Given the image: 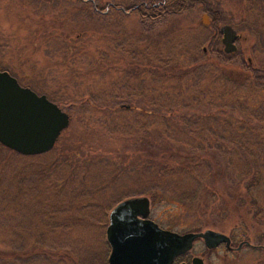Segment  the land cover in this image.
<instances>
[{
	"label": "rangeland",
	"instance_id": "374dc122",
	"mask_svg": "<svg viewBox=\"0 0 264 264\" xmlns=\"http://www.w3.org/2000/svg\"><path fill=\"white\" fill-rule=\"evenodd\" d=\"M113 1L123 7L152 0ZM105 3L0 0V70L22 86L44 94L69 117L54 147L46 153L22 156L0 147V264H107L104 228L108 212L119 200L138 195L148 198L149 218L162 228L179 233L212 229L229 236L232 247L240 240L264 247V186L251 196L237 181L236 167L244 159L237 147L238 158L229 159L232 136L221 118L210 124L220 125L225 131L222 135L203 130L202 122L194 123L190 131L174 120L179 133L174 141L161 144L169 148L189 143L199 147L197 151L210 147L200 153L210 164L202 184L217 192L228 210L188 213L165 204L158 194L151 197L147 190L184 189L192 183L189 178L153 185L154 179L149 177L159 171L151 166L143 168L141 161H162L158 160L162 156L155 152L150 154L154 158L147 157L144 151L132 149L129 134H119L115 126L112 129L116 132L106 129L84 99L70 101L73 96L88 95L102 100V95H112L118 86L129 91L133 85L142 90L154 86L149 92L166 95L155 85H189L191 73L185 70L191 65L198 67L200 84L204 83L203 90L211 94L223 84L206 73L205 63H209L233 81L222 86L232 91L226 93L225 100L221 104L211 100V104L231 108L235 117L240 106L231 103L235 100L232 95L242 93L239 82L255 75L257 87L264 88V0L259 6L247 5L246 0H189L180 13L163 14L153 21L126 10L106 14ZM203 13L209 20L207 25L200 21ZM210 14L216 15L215 27ZM224 24L236 30L238 38L235 51L223 55L218 27ZM255 92L262 98V92ZM247 94L251 106L256 96ZM119 104L115 107L128 109L129 99ZM202 108L201 104L196 107L199 111ZM117 120L129 121V114H119ZM259 131L264 136V127ZM158 136V132L152 134L154 141L161 138ZM262 142L260 150L264 152ZM133 162L135 166L130 167ZM219 246L206 249L201 239H196L185 255L201 258L202 264H264V250L243 246L228 251Z\"/></svg>",
	"mask_w": 264,
	"mask_h": 264
},
{
	"label": "trees",
	"instance_id": "16d2710c",
	"mask_svg": "<svg viewBox=\"0 0 264 264\" xmlns=\"http://www.w3.org/2000/svg\"><path fill=\"white\" fill-rule=\"evenodd\" d=\"M188 1L189 0H152L148 3L140 2L134 5H125L121 7L118 1L106 0L103 10L106 14L108 11H116L120 14L121 10H126L137 13L143 19H152L153 21L163 14L180 13L186 9ZM246 1L249 3L247 5L258 4L259 6L261 4V0ZM100 9L102 10V8ZM210 15L212 16L210 23L212 27H215L214 25L217 20L216 15ZM205 65H207L205 69L206 73L208 72L212 78H217L218 81L223 84L220 86L221 89L211 94L203 90L204 86H206L204 83L203 85L200 84L202 78H199L200 74L197 76L198 67L191 65V67L185 70L191 73V78H188L189 85L185 83H181L180 85L165 84L157 88L155 85L156 90L158 88H160L159 90L163 89L164 92L167 93L166 95L161 92H149L150 88L154 86L149 87L147 90H142L138 86L133 85L129 88V91H125L126 89H124L123 86H118V90L112 93V95H102V100L88 95L85 98L73 96L70 101L75 100V102H80L84 99L83 103L90 104L91 107H94V111L99 115L97 120L106 129L116 132L112 129L115 126L116 128L118 127L120 131L119 134H129V145L133 147L132 149L144 151L143 155L147 157L154 158L150 154H155V152L162 156L161 158L163 159H158L162 161H153L149 158L144 159L150 161V163L142 164L141 161L143 168L144 166H151V168L155 167V169L159 171L149 177L150 179H154L153 185H161L168 179L171 180L184 177L189 178L191 180L190 182H192L187 188H178L174 191L152 188V190H147V193H149L151 197L158 194L159 199L165 204L174 206L178 209H184V211L188 213L196 209L201 211V214H206L207 211L210 210H215L214 213H225L228 208L221 205L222 200L218 199L217 192L207 187L208 185L202 184L201 180L204 178L205 173H209L210 164L207 158L203 157L200 153L202 150H207L210 147L200 148L198 152L197 148L199 147L194 144L183 143L178 144L180 145L179 147L175 146L169 148H164L161 144L166 140L174 141L172 139L179 133L176 132V125L174 124V126L172 123L174 120L183 124V127L188 128L190 131L194 129V123L202 122L204 124V126H201L203 130L211 134L222 135L225 131L221 130L220 125L215 126L214 124H210L211 122L220 121L218 119L221 118V120L226 123V128L230 131L229 134L232 136V143L228 145L227 150L229 159L238 158V151L235 150L236 147L239 149L244 159L240 162L238 161V167H236L237 177H239L237 181H241L245 192L253 196L255 189L264 186V152L260 150L262 149L261 144L263 143L264 136L259 131L260 128L263 129L264 127V88L263 86L257 87L259 82L255 75H251L250 78L239 82L240 85H238V87H241L242 93L240 96L236 94L232 95L235 97V100L231 104L239 105L240 113L238 112L235 117H232L233 112L231 108L225 109L223 106H215L211 104V100H218L219 104H221V100H225L228 95L226 93L230 94L232 92L226 91V88L222 86H229V82L233 81H229L220 75L221 73L218 69L213 67L212 64L205 63ZM256 90L262 92V98H257L255 94ZM250 92L256 96V98H253L251 106L246 100L249 95L247 93ZM125 99H129L128 109L115 107L117 105L120 106L119 103ZM138 102H142L143 105H137ZM198 104H201L203 107L201 111L196 109ZM122 113L129 114V121L125 120L121 122L117 120L119 114ZM115 120L120 123L117 124ZM192 125H194L193 129L191 128ZM234 128L236 131L232 132L231 129ZM157 132L160 134L158 137L161 138H159L160 140L158 139L159 141H154L152 134H157ZM207 145H209L208 142L206 143V146ZM0 147L6 149L1 145ZM6 150L12 154L18 155L9 149ZM134 154L139 156L138 153ZM198 158H200V160H198ZM174 159H178V161L175 162ZM138 161L140 162V159H138ZM152 161L156 162L158 166L152 164ZM170 161H172V163H170ZM134 166L135 162L130 165V167ZM201 198L205 200L202 203H200L202 200ZM241 199L242 195H240L239 201ZM250 201L252 204L253 200L251 199ZM256 204L254 205L255 207L257 206ZM231 236L232 238L234 237V235ZM2 255L3 254L0 252V259L3 258ZM178 258H176L175 261Z\"/></svg>",
	"mask_w": 264,
	"mask_h": 264
},
{
	"label": "water",
	"instance_id": "95a60500",
	"mask_svg": "<svg viewBox=\"0 0 264 264\" xmlns=\"http://www.w3.org/2000/svg\"><path fill=\"white\" fill-rule=\"evenodd\" d=\"M200 21L206 25L207 15L201 14ZM218 32L222 51H235L236 31L224 24ZM68 122L67 113L44 94L19 85L13 76L0 70V145L24 156L45 153ZM104 237L109 248L107 264H172L175 257L191 249L197 238L206 249L220 244L234 251L242 246L259 247L246 240L232 247L229 236L212 229L179 233L162 228L149 218V200L144 195L126 197L111 207ZM189 264H202V260L193 256Z\"/></svg>",
	"mask_w": 264,
	"mask_h": 264
},
{
	"label": "flooded vegetation",
	"instance_id": "af4514ba",
	"mask_svg": "<svg viewBox=\"0 0 264 264\" xmlns=\"http://www.w3.org/2000/svg\"><path fill=\"white\" fill-rule=\"evenodd\" d=\"M209 23V20H207V24ZM236 31V30H235ZM236 33H237V31H236ZM238 35V34H237ZM221 37V36H220ZM220 37H219V42H220ZM238 38V37H237ZM220 44H221V42H220ZM222 47V46H221ZM223 53V52H222ZM224 54V53H223ZM259 249H261V250H264V247H258ZM193 257V256H192ZM192 257H190V258H187V256L184 254V255H182V256H180L175 262H176V264H178V263H180V262H184L185 264H189L190 263V259L192 258ZM175 262L173 261V264H175Z\"/></svg>",
	"mask_w": 264,
	"mask_h": 264
},
{
	"label": "bare ground",
	"instance_id": "6f19581e",
	"mask_svg": "<svg viewBox=\"0 0 264 264\" xmlns=\"http://www.w3.org/2000/svg\"><path fill=\"white\" fill-rule=\"evenodd\" d=\"M235 53V52H234ZM229 54H231V53H229ZM249 65V64H248ZM15 78V77H14ZM17 80V79H16ZM21 85V84H20ZM22 86V85H21ZM54 147V146H53ZM200 240V239H199ZM196 242V241H195ZM220 247V246H219ZM218 248V247H217ZM211 251V250H210ZM177 262V261H176ZM176 262H175V264H176Z\"/></svg>",
	"mask_w": 264,
	"mask_h": 264
}]
</instances>
